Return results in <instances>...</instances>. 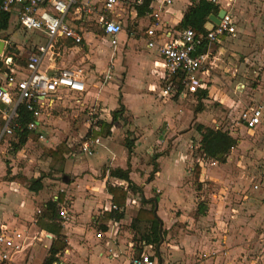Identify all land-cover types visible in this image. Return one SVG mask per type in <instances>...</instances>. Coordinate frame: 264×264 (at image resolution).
<instances>
[{
	"label": "rangeland",
	"instance_id": "374dc122",
	"mask_svg": "<svg viewBox=\"0 0 264 264\" xmlns=\"http://www.w3.org/2000/svg\"><path fill=\"white\" fill-rule=\"evenodd\" d=\"M88 1H90L92 13L84 14L85 23L80 26L84 34L87 33L86 35L94 33L102 36L98 20L101 16L99 9L103 7L104 1ZM135 3V0H123V3L118 6V9L123 7L128 15L123 24L126 40L121 41L118 49L112 48L107 39L96 40L92 34H89L87 39L93 43L90 49L79 50L71 43L65 46L61 44L48 55V60L52 59L57 64L63 62L62 66L65 68H81L85 71L89 68L90 78L89 82L87 81L89 88L83 95L68 91L58 93L53 98L52 106L42 112L41 127L30 134L27 143L21 149L17 151L15 149L14 145L18 143L16 134L2 136L5 120L0 113V185L12 181L28 188L31 181L42 178L44 185L42 192L48 196L47 203L61 194L64 200L66 194L62 193L59 187H62V183L71 176L72 170L69 163L89 161L87 156L89 154L83 152L82 147L85 142L94 139L90 134L92 122H95L98 117L108 118V112L114 106L118 111L125 96L130 109L141 118L144 124L147 125L145 115H151L155 123L164 120L171 123L177 122L185 127L182 128L183 131L173 136L157 138L160 145L152 142L151 144L157 146L152 155L148 154L143 164L151 165L158 157L170 156L175 148L182 152L188 151L192 157L193 164L186 168L187 172L190 167L192 171L187 176L183 175L185 181L181 186L190 193V196L181 192L184 195L185 204H175L167 209L174 221L170 222V230L164 233L163 228V241L159 246L162 247L165 242L168 244L175 239H183L190 241L193 246L199 244L204 247L223 241L227 242V249L232 253L230 254L232 259L221 255L224 257V264H264L262 261L264 210H261L264 200H258L255 194L251 193L245 178L246 166L251 163L264 165V125L257 131H249L238 125L239 117L245 110L264 104V0H234L232 12L237 23V36L226 35L220 43L212 45L209 58L201 73L202 75L205 73L204 79L209 96L207 99H200L198 96L187 97L180 101V105L175 103L179 102L178 98L164 102L158 92L152 93L155 98L157 97L155 100H158V103L154 104L151 101V95L147 94L149 88L147 80H152L150 84H157V78L151 70L139 63L142 55L136 52L142 51L141 45L137 42L135 44L137 49L130 46L129 39L135 38L140 41L146 25L142 17L132 18L137 8ZM103 15L110 19L108 12H104ZM31 34L38 36L37 33L23 31L18 23H14L10 30V42L13 40L12 43H16L21 50L16 61L22 66L26 65L29 55L36 51V43L38 45L45 43L44 39L36 40V37ZM141 43L146 45L145 41ZM144 51L147 52L145 58L149 56V50L144 47L143 53ZM113 56H115L114 59ZM107 72H110L112 79L109 83L105 82L106 84L102 85L103 78L99 74L106 75ZM143 80L145 81L144 89L141 86ZM99 93L107 94L108 99L99 100L97 98ZM201 105L206 119L205 116H200L199 122L196 118L194 119V113ZM11 113L12 108L7 110L8 115ZM123 113L116 128L119 132L125 133L129 125L131 127L135 125V118L130 110L124 109ZM189 118L192 119L191 122H187ZM199 124L218 128L237 140L236 146L229 155L225 159L221 158L225 161H219L217 167H212L209 163L211 159L202 155L198 148V142L201 140L197 131ZM161 131L162 125L157 126L156 133L159 134ZM179 135L183 138L180 143L176 140ZM179 145L184 146L179 149ZM200 159H203L201 162L204 166H199ZM141 167L138 168L139 176ZM197 167L205 169L199 181L195 178ZM165 173L167 177L164 181H169L167 187L172 198L173 191L170 190V186L175 183L170 177L173 173L172 169L166 166ZM164 181L160 183L167 185ZM161 193L156 192V196L159 197ZM9 194L12 195L7 193ZM22 194L27 202L29 196H33V193L30 190L26 192L25 188H22ZM168 205L167 200L166 206ZM201 207H205L204 215L199 212ZM69 216L66 221L62 219L63 223L70 220ZM32 221L31 224H33ZM131 228L138 251L144 241L143 235L149 230L148 225ZM39 244L35 241L33 247L42 246ZM247 245L251 247L248 249ZM154 250L150 254L155 255L160 264L158 248L154 247ZM169 250L170 247L166 248L165 245L161 252L167 260H170ZM31 251L29 250L28 256ZM203 251L204 253H201ZM203 251L198 250L201 257L195 254L196 260H199V263L195 264H203L207 256L215 255L212 252ZM239 253H242L241 257ZM164 263L162 260V264ZM175 264H182V262Z\"/></svg>",
	"mask_w": 264,
	"mask_h": 264
},
{
	"label": "crops",
	"instance_id": "0c3cea01",
	"mask_svg": "<svg viewBox=\"0 0 264 264\" xmlns=\"http://www.w3.org/2000/svg\"><path fill=\"white\" fill-rule=\"evenodd\" d=\"M88 2L90 3V1ZM119 5H117L113 11L108 12V14L110 16V20L117 21L123 25L126 18H128V15L123 7H120L118 9ZM190 5L191 0H174L173 5L168 7L167 10L161 15L159 29H162L163 34L166 35V37L164 36L163 41H166L169 37H174L178 33L184 31L179 30L178 25L181 23L184 14L186 13ZM136 7H138V5H136ZM10 14L11 17L9 21V28L6 31L0 32V35H9L13 24L18 23L23 31L27 33H37L38 36H34L31 34V36L36 37V40H45V43L43 42L39 45L38 43H36V50L46 44V38L42 33L24 29L19 23L17 13L13 11ZM84 14L85 13H82L81 19L75 21L76 26L82 30V33L84 35L83 45L76 46L69 40H61L62 43H60V45L63 44V46H65L64 43H71L74 48L79 50H82L84 48L90 49V46L92 47L93 43H90V41H88L87 39L89 34H92L96 40L103 41L105 39L103 34L102 36L95 35L94 33H89L88 35H86L87 33L84 34V31L80 26L85 23L83 17ZM135 17H139L137 8L133 13L132 18ZM142 20L146 25L140 41H137V39L135 38H131L129 40L131 41L130 46L133 49H137V47H135V44L137 42L141 45L142 51L136 52L142 55V59L139 61V63H141L140 65L144 68L151 70V73L157 78V84H150L152 80H147L149 82L147 94L151 95V101L154 104L158 103V100H155L157 97L155 98V95H153L152 93L157 94V92L160 95L158 96L164 102L171 101V99L161 97V90L164 88L166 82V80L164 79L165 67L163 64V60L155 50L148 49L147 47L148 36L146 35V31L147 29H151L153 27L152 24H154L155 22H153L148 16L145 15L142 17ZM233 36H237V31ZM0 39L4 40L2 38ZM223 39L221 38L219 43ZM10 40L11 39H9V41L4 40L8 44L6 46L5 56L0 57V63H3L5 58L8 56L6 55L9 54L7 53V49L11 44H13V55H15L16 57L20 55V48L16 43H12L13 40L10 44ZM125 40L126 37L123 30V32L119 35V45L121 44V41ZM143 41H145L146 45L141 43ZM119 45L116 49L119 48ZM144 47L149 50V56L147 55V57L145 58L144 56L147 52L144 51L143 53ZM55 49H57L56 45L45 56L42 69H47L49 67L65 68L62 66L63 62L57 64L52 59L48 60V55L52 53L53 50L55 51ZM114 58L115 56H113V59ZM26 67V65L22 66L16 60L13 61L10 66H6V68L1 66L0 85L1 83H4L5 76L7 74L11 72L17 74V76L20 77L26 71ZM6 69H9V71ZM89 71L90 70L88 68L85 73L86 80L88 82L90 78V74L88 73ZM99 75L103 78L104 83L102 85L106 84L104 75L102 73H100ZM204 75L205 73H203V75L201 74V77L204 81V88H206L208 91V86L205 82ZM88 82L87 89L84 93L75 94H85L89 88ZM109 82L110 80L107 81V83ZM144 83L145 81L143 80L141 84L143 89ZM61 92L62 91H60L59 93ZM97 98L104 101L108 99V96L107 94L99 93L97 94ZM176 98L179 99V102H175L177 104L181 103L180 101L187 99V97H185L184 95L181 97L178 96ZM122 104L124 105L126 111L130 110L133 113L128 103L125 101V96L124 102ZM1 106L7 109V107H5L4 105L1 104ZM261 106L263 107V117L262 124L259 127H257L255 130L247 129L240 120L241 116L239 117L238 125L249 131H257L261 127H263L264 104ZM115 108L116 106L110 109V111L108 112V118L104 119L103 117H98L95 122H92L91 129H99V121H103L111 125L109 134L98 137L100 139V144L92 147L91 154L87 155L89 156V161L87 160L86 162L82 163L74 161L76 163L73 166L72 164L74 162L69 163V165H71L70 170H72L71 176L69 179L67 178V180L64 181L65 183H62V187H59L60 191L66 194V196L64 200L62 198V200L58 202L56 223H59L62 226V234L65 236L67 248L59 256V261L56 264H126L131 251H137V244L134 243V232L131 227H141L143 226V224H147L149 232L152 225V212L153 215L161 221L160 232L163 236L166 230L171 229L170 222L174 221L173 217H171V215L167 212V209L170 206H174L175 204H185L186 201L183 196H190V193H188L184 190V188L181 187L183 186V181H185V177H183V175L187 176L192 171L191 167L188 172L186 169L188 168V166H191V164H193V162L191 163L192 157L190 154H188V151L182 152L175 148L170 153V156H161L156 158L154 162L155 164H143V162L147 160L146 158L148 154L152 155L155 147L161 144L158 140L159 138H165L166 136L170 137L173 136V134L175 135L177 132L183 131L184 129L182 128H185L183 127L184 125L180 123L178 124L177 122L171 123V121L164 120L159 123H155L151 118V115H145L144 118L147 123L146 125L141 121L140 117H137L133 113L135 118V125L133 127L129 125L128 128L125 129V133H123V131L119 132L116 128V124L121 117L116 121H114L112 117L113 112L116 111ZM202 112L203 110L201 112H197L196 110L194 113L196 117L194 116V119L196 118V120L200 122V116H205L204 112ZM188 120L189 121L187 122L192 121V119L190 118ZM159 125H162V131L158 134L156 133V131L157 126ZM209 127L212 128L211 126ZM215 130L217 131L219 129L217 128ZM128 139L133 143L131 153L128 152V149L126 147V142ZM182 139L183 138H181L180 135L178 136V138H176L178 143H180ZM93 140L95 139H92V141ZM200 141L198 142V148H200ZM152 142H156L157 145L151 144ZM184 145H179V149ZM225 157L226 156L223 155L222 158L225 159ZM72 158H74V156ZM202 160H198V163L200 164L199 166H204L203 162H201ZM212 160L213 159L209 161L211 166ZM217 161L219 162L221 161V159H217ZM155 165L157 166V170L154 172ZM140 166H142V170H140L141 175L139 176L138 168ZM166 166L172 169L173 173L172 175H170V177L175 182L172 186H170V190L172 189L171 191H173L172 198L170 196L171 192L168 191L167 187L169 185V181H164V178L167 177L165 173ZM217 166L218 164L212 167ZM245 169L246 182L249 184L248 189L252 194H255V197L258 200H264V165H256L251 163L246 166ZM116 170L128 171L130 181L138 189H130L126 181L112 176L111 173ZM204 170V167H202L200 177L201 175H203L202 173L205 172ZM152 173L153 177H151ZM161 181L166 182L167 185L160 183ZM256 184L260 185L259 190L254 189V185ZM108 187L124 189V191L127 192V201L122 209L123 216L120 219L117 218L115 213L116 211L112 210V205L116 204L113 201V195H111L108 191ZM22 188H25L26 192H28L29 190L25 186L22 187L21 183L18 182L11 181L7 182L6 184L0 185V224H6L10 228H17L26 232V242L24 250L21 253L15 255L8 264H43L49 255V250L53 244V241L56 239L53 231L54 227L51 226L53 221H51L49 217L42 216L39 218V223L37 225L31 224V221L36 215L38 209H42L43 211L46 209L47 204L43 202L47 203L48 196L47 194H44L42 192V189L39 193L32 192L33 196H29V200L27 202V200L23 198ZM161 191H163V193H161ZM156 192L161 193V195L159 197L156 196ZM181 192H183L184 195ZM7 193H12V195H7ZM58 199L59 196H55L52 201L54 202ZM167 200L169 203L168 206H166ZM172 201H174L173 204ZM255 203L258 202L255 201ZM65 206L68 208V215H70V220L63 223L60 218L59 211L61 210V208H65ZM261 210H264V206ZM140 211V217L142 218V220L137 221L136 219L138 218ZM163 224L165 227L163 226ZM162 230L164 231V233H162ZM148 232H146L145 234H148ZM262 236L264 237V232H262ZM35 241L42 244V246L39 247L38 245H36L34 248L33 244ZM226 243L227 242L218 241L212 246L204 247L199 244L193 246L190 244V241H184L183 239H175L172 240L171 243L167 244V242H165L162 247L158 246L157 248L161 264L162 260H164V264H175L177 262H182V264H195L197 262L199 263V260H196L195 256L197 255V257H201L202 255L198 254V250H205V252H212V254H215L213 257H211V255L209 257L206 255L207 260L203 262V264H224V257L232 259L230 257V254L232 253L231 251H228V245L226 246ZM262 244L264 245V242ZM165 245L166 248L170 247V260H167V258L161 254ZM247 246L248 249L251 247H249V245ZM32 247L34 248L33 250ZM151 247L153 248V250ZM154 247L155 246L147 245L146 242L143 241L142 246L140 247V250L137 251V253L142 251L152 253L153 251H155ZM29 250L32 251L28 256ZM201 253H204V251ZM221 255H224V257H222ZM239 256L241 257L242 253H239ZM201 261L202 260H200V262ZM262 261L264 262V256L262 258Z\"/></svg>",
	"mask_w": 264,
	"mask_h": 264
},
{
	"label": "built area",
	"instance_id": "2783aa9c",
	"mask_svg": "<svg viewBox=\"0 0 264 264\" xmlns=\"http://www.w3.org/2000/svg\"><path fill=\"white\" fill-rule=\"evenodd\" d=\"M225 10L226 15L219 26H215L207 34H197L188 28L174 37L163 41L165 34L159 29L161 15L174 0H152L149 12L145 14L154 24L147 29L148 49L155 50L163 60L165 67V86L161 90V97L174 99L178 96L196 97L199 92L207 90L201 73L205 62L209 58L213 44L218 43L221 36H233L237 31V23L232 8L233 0H209ZM123 0H104L103 7L99 10L101 16L98 20L100 29L108 44L116 49L119 45V35L123 32V25L117 21L108 19L104 12L113 11ZM136 5L141 6L144 0H135ZM87 0H0V13H17L20 25L29 31H37L44 35L46 44L32 52L27 60L26 71L20 77L15 73L5 76L4 83L0 85V113L5 120L3 135H13L19 128L16 123L17 111L20 105H25L33 113L35 121L28 125V130L36 132L41 127L40 118L45 109H49L53 97L60 91L84 93L87 89L86 71L81 68H53L42 69L45 56L61 40H69L76 46H82L84 35L76 26L75 21L81 19L82 13L90 14L92 10ZM4 41V40H3ZM6 46L7 42L5 41ZM208 44L205 53L199 51ZM6 50V47H5ZM5 50L3 55L5 56ZM8 55V54H6ZM13 60L7 56L4 64L10 66ZM105 82L112 79L107 72ZM7 107L5 109L1 106ZM12 108L11 115L7 110ZM263 107L257 105L245 110L240 120L249 130H255L262 124ZM100 144V139L87 141L83 144L82 151L91 154L92 147ZM217 160H212V166H216ZM255 190L260 185H254ZM113 211H120L116 205H112ZM43 210L38 209L32 223L37 225ZM61 220H68V210L61 208L59 211ZM25 231L10 228L6 224H0V264H8L12 258L21 253L25 248ZM152 248V247H151ZM155 256V255H154ZM149 252L131 251L126 264H158L156 257ZM231 264V263H230Z\"/></svg>",
	"mask_w": 264,
	"mask_h": 264
},
{
	"label": "trees",
	"instance_id": "16d2710c",
	"mask_svg": "<svg viewBox=\"0 0 264 264\" xmlns=\"http://www.w3.org/2000/svg\"><path fill=\"white\" fill-rule=\"evenodd\" d=\"M152 0H144L143 4L141 6L137 7L138 16L143 17L146 12H149V6L151 4ZM220 9L219 6L215 5L209 0H191V5L187 9L186 13L184 14V17L181 21V23L178 25L179 30H186L188 28L193 29L197 34H207V30L205 29L206 23L209 21V17L211 15H218ZM11 14L10 13H0V32L6 31L9 28V21H10ZM0 38L9 41V35L2 34L0 35ZM221 38H225V36H221ZM59 43L56 44L57 47L60 46ZM11 44V42H10ZM65 45H69L68 43H64ZM12 45L8 46L7 53L10 58H12L13 61L17 59L15 55H13V49ZM208 44H206L199 52L205 53L208 50ZM3 66L6 68L7 65L4 63H0V67ZM5 70V69H4ZM9 71V69H6ZM209 96L208 91L204 90L198 93V98L200 99H206ZM125 109L123 104H120V109L118 111L113 112L112 117L113 120H118L121 115L123 114V110ZM202 105L197 107V112H201ZM35 121L33 117V113L28 110V108L25 105H20L17 111V119L16 123L18 124L19 128L16 130V137H18V143L15 144L16 151L21 149L28 141V138L31 131L28 130V125ZM99 129H91L90 134L91 137L96 139L100 136H105L109 134V131L111 129V125H109L106 122L99 121L98 122ZM197 131L201 135V141H200V151L202 155H204L208 159H219L220 155L228 156L231 150L236 146L237 140L234 139L229 133L224 132L222 130H215L210 127H206L204 125H198ZM126 147L128 149V152H132L133 143L131 140H127ZM221 161H225L222 160ZM157 166L154 167V172L157 170ZM112 176L126 181L129 185L130 189H138L129 179V172L128 171H122V170H116L113 171ZM201 174V168L197 167L195 169V178L197 181H199ZM153 177V173L151 175ZM150 177V179H151ZM43 179L39 178L36 180H33L30 182L28 189L31 192L39 193L43 189ZM108 191L111 195H113V201L114 203L120 208V211H116V216L118 219L122 218L123 212L122 209L125 206V203L127 201V192L124 191V189L120 188H112L108 187ZM62 200L61 195L59 196V199L56 201H51L47 203L46 209L43 211L42 217H49L52 223V227L54 234H55V240L53 241V244L49 250V255L45 262L43 264H56L59 261V256L65 251L67 248V242L65 239V236L62 234V226L59 223H56V217H57V205L58 202ZM200 213L202 215L205 214V207H201ZM141 211L139 213L137 221H141L142 218ZM151 227L148 234L143 235V240L146 242L147 245L158 247L161 239L162 234L160 232V225L161 221L156 218L153 213L151 212Z\"/></svg>",
	"mask_w": 264,
	"mask_h": 264
},
{
	"label": "water",
	"instance_id": "95a60500",
	"mask_svg": "<svg viewBox=\"0 0 264 264\" xmlns=\"http://www.w3.org/2000/svg\"><path fill=\"white\" fill-rule=\"evenodd\" d=\"M225 15H226L225 10H220L218 15H211L209 17V22L205 25V29L207 31H212L215 26L220 25L221 20L225 17ZM5 47H6L5 41L0 39V56L3 55ZM222 157H223V155H220L219 159H221ZM162 241H163V239H161V243H162ZM160 264H161V262H160Z\"/></svg>",
	"mask_w": 264,
	"mask_h": 264
}]
</instances>
